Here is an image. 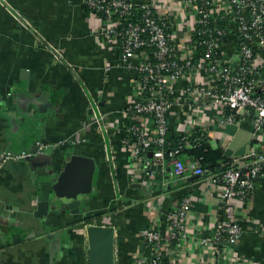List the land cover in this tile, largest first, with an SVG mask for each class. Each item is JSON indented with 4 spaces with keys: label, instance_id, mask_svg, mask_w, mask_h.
I'll use <instances>...</instances> for the list:
<instances>
[{
    "label": "crops",
    "instance_id": "0c3cea01",
    "mask_svg": "<svg viewBox=\"0 0 264 264\" xmlns=\"http://www.w3.org/2000/svg\"><path fill=\"white\" fill-rule=\"evenodd\" d=\"M129 1L152 5L173 37L187 41L189 29L178 23L176 0ZM102 28L83 0H0V155L70 140L31 158L0 161V264H88L90 224L113 226L115 264H134L143 250L139 232L162 228L164 212L182 196L191 197L192 210L187 237L170 249V264H264V182L248 200L233 201L243 235L230 247L221 243L215 254L212 244L199 243L212 238L223 216L214 171L173 179L143 177L131 168L123 126L136 75L118 67V50ZM94 109L101 123L85 128ZM170 120L168 137L175 141L184 130L177 108ZM205 124L208 145L229 160L264 147V130L253 137L247 125ZM68 155L91 158L96 165L85 212L42 219L35 215L39 189L62 171ZM92 215L95 223H85Z\"/></svg>",
    "mask_w": 264,
    "mask_h": 264
},
{
    "label": "built area",
    "instance_id": "2783aa9c",
    "mask_svg": "<svg viewBox=\"0 0 264 264\" xmlns=\"http://www.w3.org/2000/svg\"><path fill=\"white\" fill-rule=\"evenodd\" d=\"M176 1L181 7L178 23L189 29L183 43L173 37L170 24L150 4L83 0L102 23V34L116 46L118 67L136 75L135 91L124 112L128 118L123 126L124 143L131 168L140 169L148 178L180 179L186 172L204 176L208 171L202 168L201 159L180 157L184 150L207 143L208 121L247 125L253 137L264 130V0ZM173 108L188 130H181L172 145L167 137ZM100 123L94 109L85 128ZM69 143L63 139L52 145L37 144L35 152L42 154ZM36 154L8 153L0 155V161ZM214 173L223 216L212 238H202L199 243L203 247L212 244L210 248L219 254L221 243L230 247L243 235L235 221L233 201L248 200L257 184L264 182V147L251 148ZM191 210V197L182 196L164 212L162 228L141 230L138 236L143 250L134 264H170L173 244L181 245L187 237Z\"/></svg>",
    "mask_w": 264,
    "mask_h": 264
},
{
    "label": "water",
    "instance_id": "95a60500",
    "mask_svg": "<svg viewBox=\"0 0 264 264\" xmlns=\"http://www.w3.org/2000/svg\"><path fill=\"white\" fill-rule=\"evenodd\" d=\"M33 154L36 152L32 151ZM225 152V156H229ZM59 174H53L42 184L37 200L35 215L46 219L51 214L69 212L79 215L85 212V201L93 192L95 162L81 155H68ZM145 192V188L136 185ZM146 194V192H145ZM89 217V216H88ZM85 217V223L90 218ZM88 264H115V230L109 225H92L86 228Z\"/></svg>",
    "mask_w": 264,
    "mask_h": 264
},
{
    "label": "trees",
    "instance_id": "16d2710c",
    "mask_svg": "<svg viewBox=\"0 0 264 264\" xmlns=\"http://www.w3.org/2000/svg\"><path fill=\"white\" fill-rule=\"evenodd\" d=\"M167 141L173 145L175 141L167 137ZM169 148V147H168ZM168 149L166 148V151ZM183 155L192 156L196 159H201L202 168L207 171H215L221 164L227 163L230 160L223 156V151L220 149H212L208 143H202L200 147L184 150ZM89 221V220H87ZM148 248H146L147 250Z\"/></svg>",
    "mask_w": 264,
    "mask_h": 264
},
{
    "label": "rangeland",
    "instance_id": "374dc122",
    "mask_svg": "<svg viewBox=\"0 0 264 264\" xmlns=\"http://www.w3.org/2000/svg\"><path fill=\"white\" fill-rule=\"evenodd\" d=\"M93 214H95V212H93ZM96 218V215H92V217L89 219L90 222H94ZM95 223V222H94Z\"/></svg>",
    "mask_w": 264,
    "mask_h": 264
}]
</instances>
